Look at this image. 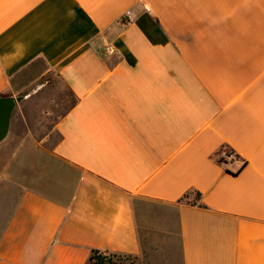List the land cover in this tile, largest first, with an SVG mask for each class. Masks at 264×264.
<instances>
[{
	"label": "crops",
	"instance_id": "crops-1",
	"mask_svg": "<svg viewBox=\"0 0 264 264\" xmlns=\"http://www.w3.org/2000/svg\"><path fill=\"white\" fill-rule=\"evenodd\" d=\"M6 94L0 264H264V0H0Z\"/></svg>",
	"mask_w": 264,
	"mask_h": 264
},
{
	"label": "rangeland",
	"instance_id": "rangeland-1",
	"mask_svg": "<svg viewBox=\"0 0 264 264\" xmlns=\"http://www.w3.org/2000/svg\"><path fill=\"white\" fill-rule=\"evenodd\" d=\"M161 2H163V5L165 7L168 5V0H161ZM148 208L150 212L152 211V209H154L157 212L161 210L160 208L157 207L154 208L153 206H149ZM149 230L147 233H145L144 231V235L141 238L145 253L143 254L141 259H136L135 257H128L124 254H118V256H114L112 258V262L110 264H140L141 262L144 264L145 262L148 261V259L150 260V257L153 255L152 250L155 249L156 247L154 242L156 241V239L159 240L164 238L163 236L164 232L161 229L160 230L154 229L153 231L152 230L149 231Z\"/></svg>",
	"mask_w": 264,
	"mask_h": 264
},
{
	"label": "water",
	"instance_id": "water-1",
	"mask_svg": "<svg viewBox=\"0 0 264 264\" xmlns=\"http://www.w3.org/2000/svg\"><path fill=\"white\" fill-rule=\"evenodd\" d=\"M25 98L24 94L0 95V144L7 139L14 111Z\"/></svg>",
	"mask_w": 264,
	"mask_h": 264
},
{
	"label": "trees",
	"instance_id": "trees-1",
	"mask_svg": "<svg viewBox=\"0 0 264 264\" xmlns=\"http://www.w3.org/2000/svg\"><path fill=\"white\" fill-rule=\"evenodd\" d=\"M229 159L227 158H224L220 157V161L221 162H227ZM244 165L241 166V168L243 167ZM241 168L238 170L240 171ZM236 174V173H234ZM193 195H194V199L196 198H201V192H193ZM186 196V195H185ZM188 196V195H187ZM196 202V201H195ZM118 254H124L128 257H135L136 259H141L142 256L141 255H138V254H130V253H122V252H117V251H112V250H109V249H100V248H93L91 250V253L89 255V258L87 260V262L85 264H110L112 262V258L114 256H118ZM140 264H143L142 262Z\"/></svg>",
	"mask_w": 264,
	"mask_h": 264
},
{
	"label": "built area",
	"instance_id": "built-area-1",
	"mask_svg": "<svg viewBox=\"0 0 264 264\" xmlns=\"http://www.w3.org/2000/svg\"><path fill=\"white\" fill-rule=\"evenodd\" d=\"M127 16L130 17V12L127 13ZM222 157L232 159L235 157V154L233 153V151L226 149L225 151H223Z\"/></svg>",
	"mask_w": 264,
	"mask_h": 264
}]
</instances>
